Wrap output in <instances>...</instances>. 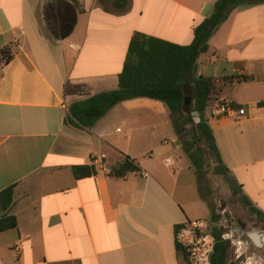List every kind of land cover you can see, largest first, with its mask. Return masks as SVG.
<instances>
[{"label":"crops","instance_id":"1","mask_svg":"<svg viewBox=\"0 0 264 264\" xmlns=\"http://www.w3.org/2000/svg\"><path fill=\"white\" fill-rule=\"evenodd\" d=\"M218 1L0 0V193L14 187L0 219L18 223L0 233V264H191L176 233L213 212L201 194L205 161L200 179L187 152L198 149L169 109L129 100L85 127L71 108L119 88L137 34L189 46ZM196 75L216 80L205 119L226 175L264 216V0L231 11ZM224 100L246 115L213 116ZM126 156L140 170L111 176ZM92 165L95 174L76 178V166Z\"/></svg>","mask_w":264,"mask_h":264},{"label":"trees","instance_id":"2","mask_svg":"<svg viewBox=\"0 0 264 264\" xmlns=\"http://www.w3.org/2000/svg\"><path fill=\"white\" fill-rule=\"evenodd\" d=\"M247 3L249 0H219L214 6L212 15L196 27L194 41L189 46H180L137 34L132 39L124 69L119 76V88L98 94L85 103L73 106L71 108L73 118L85 127H93L112 108L125 101L139 98L160 101L169 109L180 138L183 139L190 133L186 127L192 125L191 132L194 140H204L207 150L216 159V174L226 175L228 169L223 164L215 137L205 119L207 108L216 93V80L197 77L196 66L200 56L208 51L209 40L228 19L231 11ZM3 55L6 63L12 59V56L5 51ZM261 106H264V103ZM193 112L199 113L198 123L192 116ZM187 152L194 162L197 175L202 179L204 177L203 154L207 151L200 149L193 154ZM139 170L136 161L126 156L112 168L110 174L121 179ZM95 173L94 165L74 168L77 179L90 177ZM235 192L239 193L237 190ZM13 201L14 187L0 193V206L3 211H8ZM241 202L253 215L264 220L263 214L252 206L247 197H242ZM219 219L220 216L213 212L211 224H217ZM17 226V219L14 216L4 215L0 219V233L14 230ZM211 231L216 240L212 264H235L232 259L231 244L223 239V231L218 227H211Z\"/></svg>","mask_w":264,"mask_h":264},{"label":"rangeland","instance_id":"3","mask_svg":"<svg viewBox=\"0 0 264 264\" xmlns=\"http://www.w3.org/2000/svg\"><path fill=\"white\" fill-rule=\"evenodd\" d=\"M196 123L199 122V115L195 117ZM192 125L188 129L190 133L183 139L186 147L191 151L198 149L206 150L202 153L205 161L206 181L200 183L201 194L211 203V210L220 216L217 224H211V215L206 219L211 227H218L223 231V235H228V241L233 251L232 259L235 264H264V246L258 247L251 245L246 234L257 231L264 234V227L260 219L253 215L235 193V184L231 182L227 175H217L215 172L216 159L206 148L205 141L202 139L194 140L191 132ZM241 222L247 226L242 233L240 225L233 226ZM240 256V258H238Z\"/></svg>","mask_w":264,"mask_h":264},{"label":"built area","instance_id":"4","mask_svg":"<svg viewBox=\"0 0 264 264\" xmlns=\"http://www.w3.org/2000/svg\"><path fill=\"white\" fill-rule=\"evenodd\" d=\"M246 111L239 109L232 101L224 100L213 109V116L232 117L245 116ZM166 166L173 167L172 159H166ZM147 177L146 172L143 173ZM229 240L228 235H223ZM177 244L183 247L191 264H212L215 251V237L211 231V224L207 220H189L183 223L176 233ZM240 258V256L238 257Z\"/></svg>","mask_w":264,"mask_h":264},{"label":"water","instance_id":"5","mask_svg":"<svg viewBox=\"0 0 264 264\" xmlns=\"http://www.w3.org/2000/svg\"><path fill=\"white\" fill-rule=\"evenodd\" d=\"M76 24V17H74L73 20L68 22L64 26V33L62 34V38L66 39L74 30ZM198 112H193V116L196 117L198 116ZM250 239L252 240L253 243H255L258 247H263L264 246V234H261L257 231H253L249 234Z\"/></svg>","mask_w":264,"mask_h":264},{"label":"flooded vegetation","instance_id":"6","mask_svg":"<svg viewBox=\"0 0 264 264\" xmlns=\"http://www.w3.org/2000/svg\"><path fill=\"white\" fill-rule=\"evenodd\" d=\"M238 224H239L240 227H241L240 231H242V233H244V231L247 229V226H246L245 224H242L241 222L238 223ZM246 236H247V238L249 239V241L251 242L250 244H251V245H254L253 242H252V240H251L250 237H249V234H246Z\"/></svg>","mask_w":264,"mask_h":264}]
</instances>
